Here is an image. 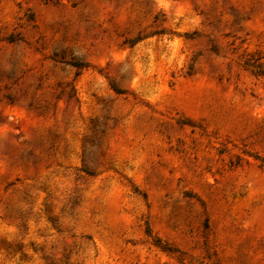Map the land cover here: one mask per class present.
Instances as JSON below:
<instances>
[{
  "label": "rangeland",
  "instance_id": "1",
  "mask_svg": "<svg viewBox=\"0 0 264 264\" xmlns=\"http://www.w3.org/2000/svg\"><path fill=\"white\" fill-rule=\"evenodd\" d=\"M0 264H264V0H0Z\"/></svg>",
  "mask_w": 264,
  "mask_h": 264
},
{
  "label": "trees",
  "instance_id": "2",
  "mask_svg": "<svg viewBox=\"0 0 264 264\" xmlns=\"http://www.w3.org/2000/svg\"><path fill=\"white\" fill-rule=\"evenodd\" d=\"M146 233H149V227L148 226L146 227Z\"/></svg>",
  "mask_w": 264,
  "mask_h": 264
}]
</instances>
